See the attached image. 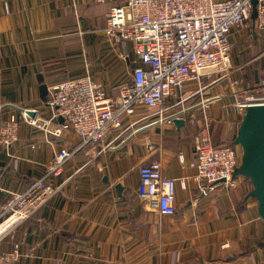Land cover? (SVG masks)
Masks as SVG:
<instances>
[{
  "label": "crops",
  "instance_id": "1",
  "mask_svg": "<svg viewBox=\"0 0 264 264\" xmlns=\"http://www.w3.org/2000/svg\"><path fill=\"white\" fill-rule=\"evenodd\" d=\"M123 1L0 0V127L12 116L19 121L18 141L10 150L0 148V214L13 195L43 177L55 153L80 145L65 120L54 117L48 95L42 100L41 87L88 76L116 99L133 79V44L105 34L108 13ZM256 19L231 31V60L234 79L264 96V34ZM195 91L188 85L181 99L168 102L164 117L176 114L171 123H155V116L123 136L124 122L110 132L111 142L121 136L112 150L99 154L88 146L76 153L61 177L51 179L56 193L0 242V255L18 247L19 264H264L263 222L249 196L251 182L238 176L233 189L220 185L204 194L189 167L205 125L215 144L240 149L234 137L244 115L228 86L190 98ZM216 96L221 100L201 105ZM23 112L37 123L52 120L49 131L61 129V135L31 126ZM175 120L183 124L177 127ZM157 161L166 178L186 183L184 190L177 187L171 217L138 197L140 167Z\"/></svg>",
  "mask_w": 264,
  "mask_h": 264
},
{
  "label": "built area",
  "instance_id": "2",
  "mask_svg": "<svg viewBox=\"0 0 264 264\" xmlns=\"http://www.w3.org/2000/svg\"><path fill=\"white\" fill-rule=\"evenodd\" d=\"M90 1L102 5L112 0ZM253 1L124 0L120 6L112 8L107 15L105 34L115 43L133 44L138 61L133 68V79L120 88L116 99L107 98L103 86L88 76L48 89L47 106L55 110L54 117L65 120L64 128L78 137L80 145L72 152L62 149L55 153L43 177L24 193L13 195L4 205L0 214V242L56 193L50 181L61 177L76 153L88 146L98 148L99 154L112 150L121 136L111 142L110 132L122 127L124 122L128 125L121 132L123 136L142 120L155 116L158 117L155 123H171L176 114L164 117L171 110L167 104L180 98L186 86H196L190 98L203 97L218 86H228L236 97L235 107L242 115L248 107L264 105V96L249 93L243 79H234L231 60V31L247 28ZM255 1L257 29L264 34V0ZM5 11L9 13L7 5ZM219 100L221 96L212 97L201 105ZM23 118L31 126L61 135V129L49 131L52 120L30 121L26 112ZM18 128L19 121L14 116L0 127V148L10 150L15 145ZM193 156L189 167L195 170L194 180L204 194L220 185L225 189L234 188V174L241 165V149L215 144L209 125H205L194 139ZM178 161L184 169L183 153L179 154ZM178 186L184 190L185 180L166 178L158 161L139 169L138 197L161 216L176 214ZM20 259L16 247L0 255V264H19Z\"/></svg>",
  "mask_w": 264,
  "mask_h": 264
},
{
  "label": "water",
  "instance_id": "3",
  "mask_svg": "<svg viewBox=\"0 0 264 264\" xmlns=\"http://www.w3.org/2000/svg\"><path fill=\"white\" fill-rule=\"evenodd\" d=\"M252 18H257V2H252ZM40 82L43 77H40ZM48 88L41 87V98L46 100ZM29 114V113H27ZM182 121L175 120L174 125H182ZM234 144L240 147L242 152L241 165L236 170L234 178L241 176L248 179L253 191L250 197L256 199L258 203V214L263 222V245H264V105L248 107L239 125L238 132L234 137Z\"/></svg>",
  "mask_w": 264,
  "mask_h": 264
},
{
  "label": "trees",
  "instance_id": "4",
  "mask_svg": "<svg viewBox=\"0 0 264 264\" xmlns=\"http://www.w3.org/2000/svg\"><path fill=\"white\" fill-rule=\"evenodd\" d=\"M224 145H227V144H224ZM228 146L234 147L233 145H228Z\"/></svg>",
  "mask_w": 264,
  "mask_h": 264
},
{
  "label": "rangeland",
  "instance_id": "5",
  "mask_svg": "<svg viewBox=\"0 0 264 264\" xmlns=\"http://www.w3.org/2000/svg\"><path fill=\"white\" fill-rule=\"evenodd\" d=\"M236 132H237V131H236ZM227 145H232V144H229V143H228Z\"/></svg>",
  "mask_w": 264,
  "mask_h": 264
}]
</instances>
